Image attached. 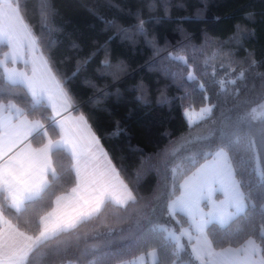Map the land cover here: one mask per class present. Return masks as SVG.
Instances as JSON below:
<instances>
[{
  "label": "trees",
  "instance_id": "trees-1",
  "mask_svg": "<svg viewBox=\"0 0 264 264\" xmlns=\"http://www.w3.org/2000/svg\"><path fill=\"white\" fill-rule=\"evenodd\" d=\"M19 3L37 46L64 82L73 112L83 114L137 198L127 211L106 204L99 217L41 244L31 254L29 264H120L153 251L155 264L172 260L176 264H206L195 257L193 241L185 236L180 239L183 250H178V257L173 256L175 243L160 231L167 228L179 234L189 226L183 215L173 217L167 212L168 201L180 195V190L173 188L171 169L181 165L176 173L178 185L211 159H204L207 151L236 135L241 137V145L229 157L245 194L246 208L229 226L209 225L206 231L216 229L209 237L215 250L239 248L252 239L264 255V115L259 119L251 116V109L264 103V0H170L173 7L168 15L160 7L149 13L145 0ZM43 3L47 9L41 7ZM179 4L184 7H177ZM140 12L147 37L135 34ZM249 13L254 14L251 19ZM109 22L116 26L110 27ZM237 25L254 34L234 40ZM118 27L128 31L136 45L122 41ZM147 41H154L155 47H148ZM7 49L0 45V58ZM173 50L188 59L197 81L186 80L187 67L169 59ZM106 54L113 65L121 62L123 71L118 77L102 74ZM154 56L148 70L145 66ZM88 57L91 60L73 75L78 61ZM250 57L255 59L254 67L246 63ZM240 69L245 70L243 79L238 77ZM197 84H203L204 91ZM139 85L144 86L143 99H137L142 94ZM0 87L9 86L0 80ZM165 97L167 103H161ZM193 102L197 109L202 104L213 107L210 116L190 125L183 109ZM21 106L28 105L22 102ZM42 111L51 113L50 108ZM71 164L67 152H55L53 166L58 178L53 187L28 214L8 209L7 218L29 235H38L39 216L51 212L56 196L76 186ZM157 195L159 199H155Z\"/></svg>",
  "mask_w": 264,
  "mask_h": 264
},
{
  "label": "snow or ice",
  "instance_id": "snow-or-ice-1",
  "mask_svg": "<svg viewBox=\"0 0 264 264\" xmlns=\"http://www.w3.org/2000/svg\"><path fill=\"white\" fill-rule=\"evenodd\" d=\"M41 7L47 9L48 6L43 3ZM144 7L149 13L155 12L160 7L163 8L165 15H168L173 5L170 0H159V2L145 0ZM177 7L184 5L179 4ZM202 11L203 8L198 9L197 15ZM42 15L46 21L47 12ZM253 15L249 13L248 18L251 19ZM141 16L142 12L137 14L138 25L135 34L147 37L145 21L140 18ZM109 26L115 27V22H109ZM21 34L30 45L36 46L37 38L24 21L19 0L15 5L13 0H0V44L7 45L9 49L0 59V80L9 86L0 87V145L7 144L10 151L11 147L23 144L18 152L0 163V264H29L31 254L41 244L56 240L60 234L71 233L81 224L99 217L108 203L115 204L124 211L128 210L130 203H137V198L128 185L119 180V173L112 166L111 161L107 160V153L99 148V140L91 132L83 114L76 118L75 126H69L65 119H57L61 115L60 108L67 110L72 106L71 97L64 82L53 73L49 61L41 56L40 65L37 66L33 60L31 73L9 66V62L16 63ZM251 34L254 33H250L247 27L237 25L233 39L236 41L247 39ZM128 38L131 39V36ZM147 42L155 47L154 41ZM73 47L77 48L78 45L74 43ZM168 57L187 67L186 80L197 81V74L192 70V65L185 56L176 54L173 50L169 52ZM90 60L91 57L78 61V67L73 75L81 71ZM246 63L254 67L255 59L250 57ZM101 64V71L111 73L114 77H118L123 71L121 65H113L107 59V54ZM233 71L237 69L234 68ZM244 76L245 70L240 69L238 77L243 79ZM197 87L201 91L205 89L203 84H197ZM143 88V85L138 86V91L142 94L137 99H143ZM20 89L24 91L21 92ZM161 95L163 97V93ZM24 96L30 99L22 101L20 98ZM183 99L186 100L187 97ZM22 102L28 106L22 107ZM160 102L167 103V98H163ZM212 107L213 105L202 104L197 109L193 102L185 107L183 112L191 124L193 119L199 121L210 116ZM48 108L51 109L50 114L42 111ZM258 112L264 115V105L251 109L253 119ZM81 128L87 131L90 141L87 146L81 143L83 139L80 135ZM240 145L241 137L238 135L231 140L222 139L204 154V159L211 158V162L198 167L178 185L176 173L181 165L177 164L171 169L173 188H178L181 194L168 201L167 212L173 217L181 213L195 221L196 240L192 252L196 254L197 259H201L204 254L221 257L219 264H264V255L259 260L254 259L258 248L261 247L254 240H247L246 246L242 248H228L214 253L212 251L214 241L209 237L216 229L206 231L209 225H216L221 229L229 226L246 207L245 194L241 191L240 184L233 178L229 157L230 152L238 149ZM61 151L67 152L71 157V169L75 172L76 186L72 188L70 196H56L57 208L40 215L39 234L29 235L17 224H13L5 213L11 209L15 214L26 215L34 203L43 199L44 194L53 187V182L58 178L57 169L53 166V154ZM97 152L105 158L106 163L103 167L96 162ZM171 155L175 156L176 152L173 151ZM114 178L118 184L113 183ZM261 179L264 180V173H261ZM215 185H220L224 189L228 199L219 204L211 203L210 210L204 213L200 209V201H212ZM155 199H159V196L157 195ZM69 205H71L70 209ZM160 231L165 233L166 240L175 243L176 251H173L172 255L177 257L181 248V237L188 235L189 240L192 238L190 232L185 233L183 230L179 234L167 228H162ZM148 255L154 256L155 252H150ZM139 259L137 257L134 260H122L120 264H138ZM67 264L73 262L68 261ZM165 264H176V260Z\"/></svg>",
  "mask_w": 264,
  "mask_h": 264
},
{
  "label": "crops",
  "instance_id": "crops-1",
  "mask_svg": "<svg viewBox=\"0 0 264 264\" xmlns=\"http://www.w3.org/2000/svg\"><path fill=\"white\" fill-rule=\"evenodd\" d=\"M14 3V2H13ZM15 5V3H14ZM18 44H19V55L17 56V59H16V63L15 64H12L11 62H9V66L10 67H14L18 70H21V71H27L29 73H31V69L33 67V60H35L37 66L40 65V57L43 56V54L41 53L39 47L36 46L33 47L32 45H30L29 41L24 38L23 34H21V38L20 40L18 41ZM0 45H5V44H0ZM7 46V45H6ZM8 48V47H7ZM9 51V49L6 50V52ZM4 57V56H3ZM2 57V58H3ZM44 57V56H43ZM0 58V59H2ZM45 58V57H44ZM72 105V104H71ZM51 111V109H50ZM60 111H61V115L59 117H57V119H65L68 121L69 123V126H75L76 125V118L80 116V114H75L72 110V106L67 108V110H64L63 108H60ZM89 125V123H88ZM90 126V125H89ZM90 129H91V132H93L95 134V132L92 130L91 126H90ZM80 135L83 137V139L81 140V143L85 146H87L90 141L88 140V134H87V131L84 130V129H80ZM96 138L98 139L97 135L95 134ZM99 140V139H98ZM23 147V144H17L15 145L14 147H11V150L9 151L8 148L9 146L7 144H4V145H0V163L3 162V160H6L8 159L10 156L14 155L16 152H18L21 148ZM95 148V146H93ZM99 148H101L103 150L104 153H107L105 151V149L102 147L100 141H99ZM96 156H97V163H99L102 167L105 166V158L100 155L98 152L96 153ZM107 160H110V157L108 156L107 154ZM211 162V159L206 161L205 163H210ZM204 163V164H205ZM231 163V161H230ZM111 164L112 166H114V164L112 163L111 161ZM203 165V164H202ZM115 167V166H114ZM231 167H232V171H233V178L238 182L236 176H235V172H234V168H233V165L231 163ZM116 169V168H115ZM117 171V169H116ZM118 172V171H117ZM49 179H51V176L49 175ZM119 180H122V178L120 177L119 175ZM123 181V180H122ZM124 182V181H123ZM113 183H117L118 182L115 180V178L113 179ZM239 183V182H238ZM214 192L212 194V201L209 202L207 200H201L200 201V209L204 212V213H207L209 210H210V204L211 203H216V204H219L220 202L222 201H227L228 199V196L226 195L225 191L223 188H221L220 185H215L214 186ZM241 189V187H240ZM242 191V190H241ZM72 194V191L67 193V194H64L65 196H70ZM181 194V193H180ZM209 203V204H207ZM245 204H246V201H245ZM57 208V205L56 203L54 204V207L51 211H53L54 209ZM71 208V205H69V209ZM246 208V207H245ZM244 208V210H245ZM230 211H232V209H229ZM243 210V211H244ZM242 211V212H243ZM241 212V213H242ZM177 214H180V215H183L184 217L187 218V221L189 223V226L188 227H185L183 228V231L185 233H188L190 232L191 233V240L193 241V244L195 243V240H196V230H195V221L187 216V215H184V214H181V213H177ZM199 217H197L198 219ZM188 236V235H187ZM189 238V237H188ZM247 242V241H246ZM256 243V242H255ZM257 244V243H256ZM258 245V244H257ZM246 246V243L239 247V248H242V247H245ZM228 249V248H226ZM232 249H236V248H232ZM212 251L214 253H219L221 252L222 250H215L212 246ZM195 257H196V254L194 253ZM262 256V252H261V249L260 247L258 248V251L257 253L254 255V259H257L259 260ZM222 258L219 257V256H216V255H204L202 254L201 256V261H203L204 263L206 264H219V261L221 260Z\"/></svg>",
  "mask_w": 264,
  "mask_h": 264
},
{
  "label": "rangeland",
  "instance_id": "rangeland-1",
  "mask_svg": "<svg viewBox=\"0 0 264 264\" xmlns=\"http://www.w3.org/2000/svg\"><path fill=\"white\" fill-rule=\"evenodd\" d=\"M117 35L119 36V38L122 40V41H126V42H129L130 44H132V45H136V43L134 42V40L135 39H132V37H131V39H129L128 37L130 36V33L128 32V31H124V30H121L119 27H118V30H117ZM148 42H146V44H147ZM147 46L148 47H150V43H148L147 44ZM155 62V56H154V58L153 59H151V61H149L148 62V64H146V68L148 69V70H151V68H150V66H152L151 64H153ZM121 63V62H120ZM120 63H117V64H119V65H121ZM116 64V65H117ZM155 66V65H154ZM153 66V67H154ZM155 69H156V67H154ZM102 74L104 75V76H106V75H110L111 73H108V72H102ZM169 77H170V75H168ZM165 77V76H164ZM114 78V77H113ZM166 78V77H165ZM261 105H264V103H262ZM263 115L261 114V113H257V115H256V118L255 119H259V118H261ZM188 121V120H187ZM199 121H201V120H199ZM199 121H197L196 119H193V121L191 122V124H190V122H189V124L190 125H193V124H195V123H197V122H199ZM207 204H209V203H207ZM185 237H187L188 238V236L187 235H184ZM180 244H181V250H183V248H184V241L183 240H181L180 241ZM153 252H155V255L154 256H150V255H142V256H139V261H138V264H154V262H155V260H156V251H153ZM134 260V259H133Z\"/></svg>",
  "mask_w": 264,
  "mask_h": 264
}]
</instances>
